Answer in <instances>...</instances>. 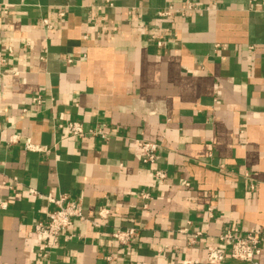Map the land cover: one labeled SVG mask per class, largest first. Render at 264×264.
Returning a JSON list of instances; mask_svg holds the SVG:
<instances>
[{"label":"crops","instance_id":"obj_1","mask_svg":"<svg viewBox=\"0 0 264 264\" xmlns=\"http://www.w3.org/2000/svg\"><path fill=\"white\" fill-rule=\"evenodd\" d=\"M108 1L0 0V264H202L226 230L260 233L264 264V0L188 19L156 17L183 0ZM135 140L158 145L152 165ZM61 196L84 219L44 258L32 225ZM129 227L139 237L117 247L110 231Z\"/></svg>","mask_w":264,"mask_h":264},{"label":"built area","instance_id":"obj_2","mask_svg":"<svg viewBox=\"0 0 264 264\" xmlns=\"http://www.w3.org/2000/svg\"><path fill=\"white\" fill-rule=\"evenodd\" d=\"M214 0L209 5H202L198 0H183L181 4L176 6H168L161 11L156 12V17L166 19L176 17L188 19L195 15L210 12L216 7ZM112 3L105 0L104 7H112ZM6 14V11H1ZM51 14L58 19H64L66 14V6H55L51 9ZM44 27L49 28L50 23L48 19L41 20ZM166 33L168 30H165ZM175 36V35H174ZM151 39H160L159 34H151ZM163 42L156 41L155 47L161 48ZM215 48H219L216 45ZM9 55L12 52L10 48L7 49ZM6 64L4 56L0 55V71L3 70ZM59 128H64L68 135L72 138L81 139L85 136H102L100 129L85 131L83 125L79 122H66L63 125H58ZM14 143V139H10L8 144ZM137 152L140 161L143 165H152L156 160V152L158 145L154 142L145 140H135L132 146ZM26 151H41L35 149L28 143L25 144ZM156 180L161 181L166 178L164 171L157 170L154 172ZM143 198H149L147 194H140ZM47 201L53 206V209L46 213L44 220L32 225V235L34 242L37 244L36 249L42 257L46 258L52 248L58 247L61 237L68 231L74 220L82 221L84 219L82 212V205L79 200L67 196H61L58 199L47 197ZM6 204L2 203L1 208H5ZM109 216L106 209H101L97 213L99 220H104ZM97 226V224L95 225ZM186 233V230L182 231ZM140 231L137 227L129 228H113L110 231V238L117 247H131L136 239L139 237ZM199 234L193 235L190 239V244L193 245ZM261 234L258 232H248L244 235H238L236 230H226L217 238V244L208 245L205 248V258L202 264H220L226 257L233 261L248 262L257 264L256 258L261 252ZM110 259V258H108ZM177 264H201L199 261H182Z\"/></svg>","mask_w":264,"mask_h":264}]
</instances>
